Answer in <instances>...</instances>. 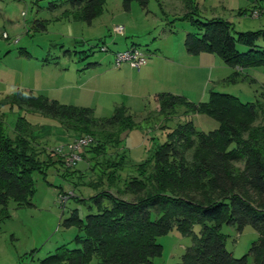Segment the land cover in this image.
Here are the masks:
<instances>
[{
  "label": "trees",
  "instance_id": "trees-1",
  "mask_svg": "<svg viewBox=\"0 0 264 264\" xmlns=\"http://www.w3.org/2000/svg\"><path fill=\"white\" fill-rule=\"evenodd\" d=\"M131 1L121 0L122 6L127 9ZM135 1L144 7L148 0ZM64 5L90 23L103 9V0H58L50 2L49 8ZM39 23L44 28V22ZM192 23L200 36L186 35V51L218 55L234 68L229 82L239 80V70L264 66V45L257 43L264 38V29L236 32L221 18H194ZM10 100L57 119L75 137L89 135L93 140L81 151V160L92 172L88 185L97 190L88 198L95 211L81 218L76 209L71 210L60 225L78 229L71 240L74 246H57L39 264H87L93 257L99 264H152V258L161 253L157 237L173 227L192 234V244L177 264H248L249 257H254L253 263L261 260L259 264H264V100L243 103L234 95L211 92L207 101L194 103L181 95L157 93V111L166 120L205 114L218 126L204 132L188 119L173 127L163 125L165 139L155 142L151 138L150 155L140 162L131 161L122 145V135L139 125L124 106L116 107L107 118H98L90 108L32 92L16 93ZM179 109L182 112L177 115ZM30 125L20 116L13 133H7L0 116V205L13 201L17 206H31L33 174L45 179L55 162L64 175H83L71 170L77 163L64 167L59 155L38 148ZM195 144L198 154L187 165L185 150ZM223 224L233 225L237 232L250 227L259 237L246 254L235 258L226 249ZM193 225L200 226L197 234L191 231Z\"/></svg>",
  "mask_w": 264,
  "mask_h": 264
},
{
  "label": "rangeland",
  "instance_id": "rangeland-1",
  "mask_svg": "<svg viewBox=\"0 0 264 264\" xmlns=\"http://www.w3.org/2000/svg\"><path fill=\"white\" fill-rule=\"evenodd\" d=\"M48 1L26 0L29 6L21 2L8 10L7 13L10 16L8 18H11L13 22H21L26 18L31 21V24L21 31L10 29L7 18H5L4 26L0 23L2 26L0 28V116L3 118L4 129L7 133L12 132L17 117L25 115L24 110L11 109L9 105L2 104L4 97L15 90L13 85L22 81L24 83L33 81L39 84L47 72L54 70L53 66L60 68L66 67L68 64L70 66L79 64L83 67V64L88 61H94L103 55L111 54L114 49L120 48V44L124 40V38L120 39L121 41L115 40L120 34L113 33L112 26L114 24L126 22L127 26L129 27L130 24L134 31H140L144 26V16L148 15L149 22L155 25L151 31H157L162 26L167 27L171 23L173 36L176 38L191 28L189 21L181 18L187 10L184 7L186 0H148L147 8L150 12L148 14L142 11L136 1L131 3V10L126 13L122 8L121 0H103L102 13L90 25L82 21L81 23L69 22L67 19L60 22L58 20H61V12L54 13L52 16L47 9H42L36 14L40 17L37 19L38 22H45L44 29H42L41 24L35 25L32 19L35 11L46 3L48 4ZM191 1L195 6L193 9L195 12L189 17L193 19H207L219 15L230 20L236 32L264 29V12H261L260 8H256L259 10V16L251 17L249 15V12L254 9L252 7L253 0ZM257 2L264 8V0H257ZM238 8L245 11V14L238 15ZM155 14L158 20L165 25L155 24ZM184 16L186 17V15ZM110 28L111 30H109ZM4 33L9 35L8 38L4 36ZM149 33H141L136 38L127 35L125 39L128 45L133 41L140 49L146 50L151 48L152 43L151 35L148 36ZM148 37L150 38L148 39ZM257 43L264 44V38L259 39ZM100 47H106L107 51H101ZM23 51L29 52L30 56H25ZM37 59L40 64H45L44 67H35ZM246 73L247 69L243 75H240L238 81L221 84V89L218 91L234 95L244 102L254 101L256 98L264 100V96L261 95L264 93L262 90L264 89V68H249L250 77L243 82L241 77L246 78ZM214 75L215 73H204L206 84L213 82ZM194 80L196 82L192 87L195 89L198 83L200 85V82L199 78ZM187 91L192 95L193 92L189 89ZM139 104L134 112L139 125L122 136V145L133 162H140L150 155L154 143L151 138H154L155 142H162L165 139L162 131L163 125L173 127L177 122H184V119L178 118L180 116L177 119L172 117L170 120H166L163 115L158 113L157 107H154L151 97L148 98V101H141ZM181 112L179 109L177 115ZM201 118L207 117H197L194 120L196 127L208 132L212 128ZM63 143L58 142V144ZM197 154L196 144L187 148L185 150L186 164L192 165ZM86 163L79 161L71 169L81 170L83 172L81 177L79 172L64 175L62 172L57 174L53 169L48 170L45 179L40 173H35L32 176L35 186V193L32 197L33 205L17 206L13 201L8 202L7 214L0 215V264H39V260L54 251L56 246L61 244L74 246L71 240L77 234L78 229L75 226L65 228L60 225V221L69 216L70 210L73 209L77 210L81 218L95 211L93 203L88 198L94 195L97 190L88 185L92 176L91 170L82 171L87 168ZM237 165L242 167L241 164ZM59 195L67 196L64 205L60 204ZM79 197H83L85 200H79ZM122 197L132 199V196L128 194H122ZM199 229V225H193L191 231L193 234H197ZM220 229L226 235V249L235 258L246 254L252 242L259 237V234L250 227H245L242 231L237 232L233 225L223 224ZM157 242L161 245V253L152 258V264H177L185 249L192 244V234H183L179 229L173 227L168 232L159 235ZM252 258L254 259V257ZM252 258L249 257L248 264L261 263V260L253 263ZM87 264H99V262L93 257Z\"/></svg>",
  "mask_w": 264,
  "mask_h": 264
},
{
  "label": "crops",
  "instance_id": "crops-1",
  "mask_svg": "<svg viewBox=\"0 0 264 264\" xmlns=\"http://www.w3.org/2000/svg\"><path fill=\"white\" fill-rule=\"evenodd\" d=\"M57 1L58 0H49L48 4L46 3V5L39 7V9L35 11V15L32 19L34 24L35 21L40 18L36 14H38V12L42 9H47V11L51 12L52 16L54 15V13L59 14V12H61V20H58L60 22H63L65 21V19H67V21L69 22L75 21L77 23H81L82 20L78 19L74 15L75 10H72L67 5L59 6L56 8H49L50 2ZM133 1L130 2L129 7L127 9L122 6L123 10L126 13H129V11L131 10V3ZM21 2L26 3L25 5L29 6L27 5L26 0H0V23H2L1 25L4 26L6 24L5 18H7L9 27L12 30L16 29L18 31H21L22 29L27 28L31 24V21L27 20V18L21 21L22 23L20 21L13 22L11 18H8L10 17L7 13L8 10L10 8H13L14 6H17ZM137 4L146 14L150 13L147 8L148 1L144 7H142L138 2ZM184 7L187 8L186 13L184 14L186 15V17L183 15L181 18L187 19L191 28L189 31H187L180 37L176 38L173 36V29L172 27H170L172 26L171 23L167 27L162 26L157 31H151V29L155 25L149 22L147 18L148 15L144 16V26L140 31H134L130 24L129 27L127 26L126 22H123L124 25L118 22V24H114L113 26L122 24L121 26L123 27V33L120 34L119 37L115 38V40L117 39L119 41H121L120 39L124 38L123 42H121L120 44V48L114 49L111 54L103 55L94 61H88L86 64L84 63L83 67H81L79 64H72L71 66L68 64L66 65V67L60 68L58 66H53L54 70H50L49 72H47V74L41 78L42 81L40 80L39 84H36V82L33 81H28V83H24L23 81L18 82V84L16 83L17 85H13V89L15 90L10 92L7 97H4L5 99H3L2 104L9 105L11 109L16 108L20 111L24 110L25 115L22 116H24L27 121L31 124L30 135L31 138L35 142H37L38 148H45L55 154L56 152H54V147L59 145L58 142H68L76 136L75 133L70 129L64 127L55 118H50L41 114L40 112L33 111L24 106H19L15 103H12L10 99L14 94L19 92H32L35 95L44 96L48 99L56 100L62 104L90 108L93 110L95 116H97L98 118H107L111 116L114 109L119 106H124L131 113L135 114L134 112L137 108V105L141 101H148V98L150 97L153 99L154 107L156 108L157 104L155 102V95L157 93L162 92H169L172 94L181 95L184 96L187 100L196 103L207 101L211 92H220L218 91L221 89L220 85L229 83L228 78L233 73L234 68L224 63V61L214 53L202 51L194 54L186 51V35L188 33H193L194 35L196 34V36H200V32L196 30L195 25L192 23L193 18L189 17L190 14H194L195 12L193 10L195 9V6L192 4V1H184ZM252 7L260 8L261 12H264V8H262V6L258 4L257 0L252 1ZM66 10L68 12L65 14L64 12ZM101 13L102 10L100 14ZM242 13L245 14V11L242 12L238 8L237 14L240 15ZM249 15L251 16L250 12ZM97 17H95L90 23H86L84 21L82 22L90 25ZM154 18L155 24L165 25V23H162L158 20L156 14ZM211 18H221L231 23V25L233 26L230 20L220 17L219 15H214L207 19ZM43 19L46 20V18ZM199 19L205 20V18ZM167 22L169 24V21ZM44 23L43 25H45ZM145 23L148 25H146ZM37 25H40V23L37 22ZM1 27L2 26H0V28ZM109 30H111V28ZM141 33H149L148 36L151 35L150 37H152V43L150 45L151 48L146 50L141 49L146 55V63L141 67L139 71L129 67L126 64H123L120 67H115L113 62L114 52L124 50L130 46H137L133 41L130 45H128V42L125 38H127V35H130L132 38H136V36L139 37ZM15 34L16 33L14 32V35ZM6 36V38H8L9 35ZM150 37H148V39ZM239 49L244 50L245 48L239 46ZM23 52L25 56H30L29 52ZM38 61L39 60L37 59L34 64L35 67H44L45 64H40ZM262 68H264V66H262ZM246 69V78L242 79V81H246L248 77H250V75L248 74L249 68H244L242 70L238 69L241 72V75L244 74V71ZM204 73H215L213 77V82H209L206 84ZM198 78L200 85L198 83L196 85L197 88L194 89L192 87L193 83L196 82V80L194 79ZM184 87L193 92L192 95H190L187 89H185ZM241 102L248 103L253 101ZM199 116L207 117L201 119H203L206 123L210 124L212 129L208 131L217 128L218 123L205 114H191L188 116H180L178 118H182L184 119V121L187 119L191 120L196 127L194 120L197 119V117ZM175 119H177V117ZM11 133H13V129ZM41 157L44 158L45 155L42 153ZM83 161L86 163L85 160H80V162ZM49 169L55 170L57 174H61V172H63L57 162H55V164H51L47 169V172ZM85 169L87 168H84L82 171H84ZM74 170L77 171L78 169L75 168ZM7 207L8 203L6 204V206L0 205L1 216L7 214Z\"/></svg>",
  "mask_w": 264,
  "mask_h": 264
},
{
  "label": "built area",
  "instance_id": "built-area-1",
  "mask_svg": "<svg viewBox=\"0 0 264 264\" xmlns=\"http://www.w3.org/2000/svg\"><path fill=\"white\" fill-rule=\"evenodd\" d=\"M251 16L257 17L260 15L259 10L254 8L250 11ZM115 34H122L123 27L115 25L112 28ZM4 36L6 34L4 33ZM101 51H107L106 47H100ZM113 62L115 67H120L123 64L139 71L146 63L145 53L137 46H130L124 50L116 51L113 54ZM92 137L89 135H80L72 138L66 143L59 144L54 147V151L62 158L63 166L67 168L73 167L81 160V151L92 142ZM59 202L64 205L66 202V195H59Z\"/></svg>",
  "mask_w": 264,
  "mask_h": 264
}]
</instances>
